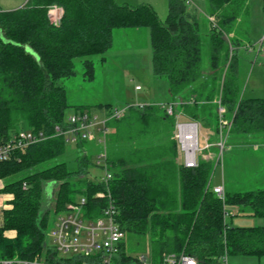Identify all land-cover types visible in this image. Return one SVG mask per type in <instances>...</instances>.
I'll use <instances>...</instances> for the list:
<instances>
[{"label": "trees", "instance_id": "trees-1", "mask_svg": "<svg viewBox=\"0 0 264 264\" xmlns=\"http://www.w3.org/2000/svg\"><path fill=\"white\" fill-rule=\"evenodd\" d=\"M249 1L207 0V31L185 0H167L165 20L149 4L117 0H27L16 9L0 6V145L20 130L49 136L0 161L3 190L13 195L11 207L3 210L0 258L50 260L54 248L48 234L59 214L82 198L86 218L98 217L105 208L107 196L100 194L106 185L90 172L92 166L103 168L97 162L98 140L70 143L56 133L57 126L68 128L65 110L71 106L61 81L76 74L75 58L107 52L114 29L138 27L148 29L153 76L167 80L170 102H178L175 112L208 126L211 146L196 167H186L178 159L176 115H169L162 103L101 105L107 110L101 118L128 106L107 123L106 162L112 172L108 190L117 223L125 233L148 237L152 264H162L170 253L190 254L199 264H222L225 255L264 256V225L231 226L225 220L226 205L264 218V188L225 192L221 198L211 184L220 161L215 145L220 104L231 122L225 146H264V97L242 94L230 53L242 44L240 33L247 31ZM52 6L63 11L58 25L48 15ZM83 68L84 77L93 80L91 58L83 60ZM75 108L74 113H93ZM69 144L77 148L74 169L64 160ZM64 260L68 263L70 257ZM137 260L122 242L118 264Z\"/></svg>", "mask_w": 264, "mask_h": 264}, {"label": "rangeland", "instance_id": "rangeland-1", "mask_svg": "<svg viewBox=\"0 0 264 264\" xmlns=\"http://www.w3.org/2000/svg\"><path fill=\"white\" fill-rule=\"evenodd\" d=\"M22 2L24 0H0V5L3 9L11 7L16 9L17 6L22 5ZM249 2L247 31L240 33L242 44L234 47L230 53L235 55L242 94L264 97L263 0H250ZM198 4L192 9L197 10V13L202 16L201 19L208 23H203V29L206 30L205 25L207 28L209 25L206 15L203 14L206 10V0H199ZM164 8L158 7L161 20H165L167 16V3ZM144 29L148 31L147 28ZM114 38V45L104 54L75 58L76 74L61 81L66 87L68 101L71 105L65 110L66 116L73 114L77 105L104 117L107 110L104 106L101 108V105L110 104V106L118 107L126 103L129 105L141 102L145 104L146 102L168 99L167 80L164 77L153 76L149 35L145 39L117 34ZM130 47L131 49H129ZM206 53L204 50L203 61L205 64L208 61ZM103 57H107V60L102 59ZM85 58H91L94 62L95 77L93 80L84 77L83 60ZM132 64L133 67H131ZM136 84L141 85L142 90H137ZM140 97L145 101H140ZM209 130L208 126L200 128L199 144L201 148L207 144L206 138L209 136ZM210 140L213 142L214 138L211 137ZM76 151L75 145H67L64 160L69 169L76 167ZM178 159L182 162V154L178 156ZM36 169H40V166ZM90 172L96 175L99 180L105 175V170L99 167L92 166ZM223 180L232 192L264 188V146L240 147L237 144L226 146L219 163L214 167L211 184L215 186L222 183ZM55 188L57 189L56 186ZM236 207L235 205H226L228 219L233 216L232 213L236 212L234 211ZM252 219L255 220V218L245 220L250 223L253 221ZM236 221L237 219L234 220V222ZM47 241L52 242L50 233ZM124 243L127 254L134 258L149 255V239L144 234L127 232ZM234 257L233 255L229 256L228 264H232L231 260Z\"/></svg>", "mask_w": 264, "mask_h": 264}, {"label": "built area", "instance_id": "built-area-1", "mask_svg": "<svg viewBox=\"0 0 264 264\" xmlns=\"http://www.w3.org/2000/svg\"><path fill=\"white\" fill-rule=\"evenodd\" d=\"M187 5L196 6L194 0H185ZM63 11L60 7L52 6L49 9L51 22L58 25L61 21ZM137 90L141 89L136 85ZM220 103V100H218ZM144 105V103H138ZM178 102L168 101L162 103L169 115H176L174 125V137L178 143L179 152L183 157V164L186 167H196L199 156L208 149L211 144L207 136V144L200 147V122L195 119H184L183 115L175 112ZM136 105V104H134ZM129 106V104H128ZM128 106L115 108L107 118H101L95 113L79 112L71 114L67 120L68 128L56 127V133L63 134L70 143H79L81 140L97 139L100 150L97 154V162L103 166L105 175L100 179L106 185L105 193L100 196H107V204L98 217L86 218L82 208L86 199L82 198L79 203L69 206L67 212L57 216L50 231L53 242V250L48 258L35 257L33 259L23 258H0V264H118L120 245L124 242L125 231L119 226L116 220V206L113 197L108 190L109 180L112 172L106 162L107 134L109 132L107 123L111 119L121 117ZM225 108L220 104L218 113L220 116V136L215 143L219 147L218 158L220 159L225 150V141L231 122L225 117ZM49 136L44 132H33L31 130H20L3 145H0V161L10 159L18 151H24L30 144L46 140ZM214 191L221 198H224L223 186L215 185ZM70 257L65 262L64 258ZM136 264H152L149 256L138 257ZM162 264H199L196 258L187 253H170L163 259ZM222 264H228V256L225 255Z\"/></svg>", "mask_w": 264, "mask_h": 264}, {"label": "crops", "instance_id": "crops-1", "mask_svg": "<svg viewBox=\"0 0 264 264\" xmlns=\"http://www.w3.org/2000/svg\"><path fill=\"white\" fill-rule=\"evenodd\" d=\"M26 1L27 0H24V2H22V5H19L17 7L19 8V7L24 6L25 3H26ZM117 2L120 3V4H128V5H131V6H137V5H141V4H149V5H151L157 11V13L159 15L158 7H161L162 9H165L164 8V5L167 3V0H117ZM196 2L195 3L198 4L199 3V0H196ZM205 8H206V10H204L205 13H203V14L206 15L207 20L209 22V17L207 16V0H206V7ZM10 9H12V7ZM10 9H5V10H10ZM201 17L202 16L200 15L199 21H200L201 26H202V29H203V23H207V22H205L203 19H201ZM205 27H206V30L205 29H203V30L204 31H207L208 30L207 25H205ZM208 27H209V25H208ZM122 30H125V31H122ZM117 34H119V36H124V37H130V36L131 37H134V36H136V37H142V38H145L146 39V37L149 35V32L146 31L144 29V27L126 28V29L116 28V29L113 30L112 46L115 43L114 42L115 41L114 36L117 35ZM112 46H111V48H112ZM129 49H131V47ZM102 59L107 60V57H103ZM131 67H133V64H132ZM136 85H139V84H136ZM140 90H142V88ZM166 93L168 95V85H167ZM140 101H145V100L140 97ZM168 101H170L169 95H168V99H163V100H159V101H155V102H149V103H165V102H168ZM177 146H178V143H177ZM178 149H179V147H178ZM179 155H181L180 152L178 153V156ZM5 184H6V179H1L0 178V225L2 224V221H3V217H2L3 210L6 209V208H10L11 207V200H12V199H6V197L10 193L4 192L3 188L5 187ZM216 185L223 186L225 192H229V193L232 192L227 187V185H226V183H225L224 180L222 181V183H218ZM238 192H242V191H238ZM236 208H235V210L232 209V210H234L236 212L232 213L233 216H231L229 219H228L227 215L225 216L226 222L228 224H230L231 226H256V225H264V218H262V217H255V216L247 215V214H241V212H239V207H236ZM236 214L237 215L239 214L240 216H237ZM251 218H255V220L252 219L253 221H251L250 223H248V221L245 220V219H251ZM236 219H237V221L234 222V220H236ZM252 223H254V224H252ZM5 234L7 236H10V237L15 235L14 231H6ZM231 262H232V264H264V256L263 257H258V256L237 255V256H235L231 260Z\"/></svg>", "mask_w": 264, "mask_h": 264}, {"label": "clouds", "instance_id": "clouds-1", "mask_svg": "<svg viewBox=\"0 0 264 264\" xmlns=\"http://www.w3.org/2000/svg\"><path fill=\"white\" fill-rule=\"evenodd\" d=\"M13 198V196L11 195V194H9L7 197H6V199H12ZM10 207V206H9Z\"/></svg>", "mask_w": 264, "mask_h": 264}]
</instances>
